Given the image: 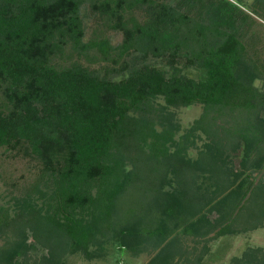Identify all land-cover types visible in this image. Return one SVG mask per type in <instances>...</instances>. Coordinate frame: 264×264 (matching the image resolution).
<instances>
[{"label": "trees", "instance_id": "obj_1", "mask_svg": "<svg viewBox=\"0 0 264 264\" xmlns=\"http://www.w3.org/2000/svg\"><path fill=\"white\" fill-rule=\"evenodd\" d=\"M86 6L120 44L86 40ZM257 17L264 0H0V148L38 167L0 203V264H67L111 242L200 264L209 248L192 258L187 238L264 227ZM91 50L112 66L74 58ZM196 104L183 129L177 110ZM233 264H264V250Z\"/></svg>", "mask_w": 264, "mask_h": 264}, {"label": "rangeland", "instance_id": "obj_2", "mask_svg": "<svg viewBox=\"0 0 264 264\" xmlns=\"http://www.w3.org/2000/svg\"><path fill=\"white\" fill-rule=\"evenodd\" d=\"M246 2L251 3L252 0H246ZM82 12L86 27V40L93 37L109 38L114 45L123 41V32L110 28L105 17L94 12L89 6L84 7ZM135 15L141 20L144 18L142 11H136ZM257 20L258 23L255 28L261 36V52L264 55V20L259 17ZM90 54L93 56L78 57L75 55L74 58H80L84 64L91 68L105 69L107 65L112 66V63L100 58L96 50H91ZM122 64L120 63L117 67L122 66ZM189 72L195 74L193 69ZM201 112L202 106L196 104L191 107H182L176 113L183 129H186ZM204 141L205 139L197 141L199 148ZM198 147L190 149L192 156H197ZM14 152L5 150L3 147L0 148V203L9 204L12 196L21 195L27 186L34 181L38 172L37 163L34 160L15 155ZM184 246L192 252V258L209 248L200 264H233L234 259L245 256L246 252L261 254V251L264 250V227L248 232L229 233L219 237L209 236L200 243L192 238H187ZM153 255L154 252H150L136 256L130 251L120 250L115 243L111 242L96 258L89 259L82 253H74L66 259L67 264H148ZM178 263L180 264V262Z\"/></svg>", "mask_w": 264, "mask_h": 264}]
</instances>
